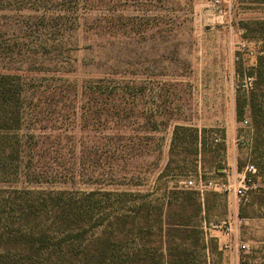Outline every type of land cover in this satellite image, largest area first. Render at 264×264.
Here are the masks:
<instances>
[{
  "label": "rangeland",
  "instance_id": "rangeland-1",
  "mask_svg": "<svg viewBox=\"0 0 264 264\" xmlns=\"http://www.w3.org/2000/svg\"><path fill=\"white\" fill-rule=\"evenodd\" d=\"M0 75L26 97L0 130V251L42 235L45 264H96L107 240L110 264H264V0H0ZM248 165L238 203L219 185Z\"/></svg>",
  "mask_w": 264,
  "mask_h": 264
},
{
  "label": "trees",
  "instance_id": "trees-1",
  "mask_svg": "<svg viewBox=\"0 0 264 264\" xmlns=\"http://www.w3.org/2000/svg\"><path fill=\"white\" fill-rule=\"evenodd\" d=\"M257 79L259 75L256 74ZM259 82V79H258ZM20 83L15 81L9 75H0V130L2 131H11L18 130L21 128L23 123V103L26 99L24 95V90L21 89ZM241 105L239 101L237 103V117L238 120L242 119ZM256 128L259 127V123L255 120ZM183 127L177 126L175 129V134L173 138V145L176 144L179 139V131ZM192 138L195 144L200 140L203 143V139H200L199 131L196 129H192ZM197 152V151H196ZM261 158V157H259ZM36 236V235H24L22 239L23 242L32 244V249L30 252L25 251V255L27 258L19 259L17 256L12 254V250L9 251H0V264H45L42 262L43 256L48 254L50 248V241L46 236ZM37 245V246H36ZM51 253H49L50 255ZM13 255V256H12ZM111 255L109 252V242L108 240L103 244V249L98 251V255L96 257V264H110Z\"/></svg>",
  "mask_w": 264,
  "mask_h": 264
},
{
  "label": "built area",
  "instance_id": "built-area-1",
  "mask_svg": "<svg viewBox=\"0 0 264 264\" xmlns=\"http://www.w3.org/2000/svg\"><path fill=\"white\" fill-rule=\"evenodd\" d=\"M253 84V78L249 77L246 78L240 88L242 90H250L252 88ZM185 188L190 190H197L204 193L207 186H205L201 181L197 183L196 181L190 179L184 182ZM217 186V185H216ZM258 183H257V169L254 165H248L243 172V176L241 177V180L238 183L232 184H220L219 188L231 193L235 196L238 203H243L245 201H248L251 194L258 189ZM217 230L222 231L224 234L231 236L234 232L233 226L231 223L227 221L219 222L217 225H213ZM240 248L242 250L247 249L246 244H241Z\"/></svg>",
  "mask_w": 264,
  "mask_h": 264
},
{
  "label": "crops",
  "instance_id": "crops-1",
  "mask_svg": "<svg viewBox=\"0 0 264 264\" xmlns=\"http://www.w3.org/2000/svg\"><path fill=\"white\" fill-rule=\"evenodd\" d=\"M224 172H225V171H224ZM238 174H239L240 176L243 175V173L241 174V173H239V172H238ZM229 196L232 197L231 194H230ZM232 198H233V197H232ZM233 200H234V199H233ZM235 202H236V201H235ZM219 222H221V220H220ZM219 222H218V223H219ZM218 223H216V224H218ZM214 224H215V223L212 222V223H210L209 225H210V227H213ZM211 229H212V228H211Z\"/></svg>",
  "mask_w": 264,
  "mask_h": 264
}]
</instances>
